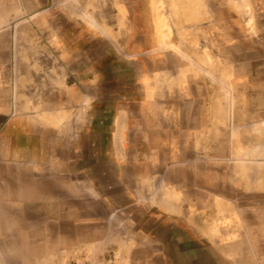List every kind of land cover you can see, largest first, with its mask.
Returning a JSON list of instances; mask_svg holds the SVG:
<instances>
[{"label":"rangeland","instance_id":"rangeland-1","mask_svg":"<svg viewBox=\"0 0 264 264\" xmlns=\"http://www.w3.org/2000/svg\"><path fill=\"white\" fill-rule=\"evenodd\" d=\"M111 3L0 0V264H264V0Z\"/></svg>","mask_w":264,"mask_h":264},{"label":"crops","instance_id":"crops-1","mask_svg":"<svg viewBox=\"0 0 264 264\" xmlns=\"http://www.w3.org/2000/svg\"><path fill=\"white\" fill-rule=\"evenodd\" d=\"M110 1V0H109ZM111 7H116L113 14H117V18L121 19V0H111ZM95 16V14H93ZM100 37H111L100 34ZM28 101L22 99V102ZM13 98H6L5 100L0 99V104L4 106L0 107V119L4 120L0 122V151L3 143L6 145V150L12 153L8 154L9 159L15 160V157H20V159L28 161V172L30 174L39 172H34L39 166L40 161L45 160V149H46V134L47 131L56 130L55 127L46 126L47 112L44 105L39 107L38 110L32 111H18V114L13 110ZM63 133V131H62ZM65 133L67 135L66 143L67 147L71 148L70 142L76 141L78 135V126L65 127ZM11 134V136H10ZM6 136V141L3 142V137ZM10 138L13 140L11 143ZM1 155V153H0ZM17 159V160H20ZM45 165V163H42ZM14 167V164H6V167ZM5 166V165H4ZM0 164V170L4 168ZM24 171H25V167ZM33 168V170H31Z\"/></svg>","mask_w":264,"mask_h":264}]
</instances>
